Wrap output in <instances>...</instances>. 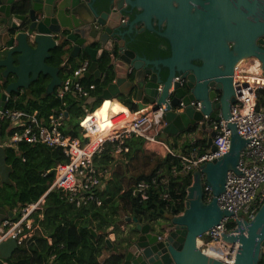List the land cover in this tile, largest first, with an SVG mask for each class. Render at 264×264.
<instances>
[{
	"label": "water",
	"instance_id": "1",
	"mask_svg": "<svg viewBox=\"0 0 264 264\" xmlns=\"http://www.w3.org/2000/svg\"><path fill=\"white\" fill-rule=\"evenodd\" d=\"M143 31L166 46L152 47V55L138 53L135 36ZM59 47L69 51L66 57L88 55L85 78L104 80L98 61L104 55L108 59L113 80L98 96L85 99L84 108L98 100L103 105L124 102L146 115L163 106L164 137L201 138L206 132L207 146L214 149L211 121L231 119L236 64L257 58L264 86V0H0V111L13 94L41 77H49L46 95L55 93L63 83V66L49 60ZM165 48L169 54L159 55ZM194 102L200 103L199 110ZM228 130L229 150L194 173L182 213L172 206L152 223L124 217L118 226L132 225L120 235L108 229L106 243L115 248L117 264H224L205 255L197 241L235 216L219 207L218 197L226 191L230 171L246 175L238 165L250 140L238 134L236 123H228ZM7 159V147L0 144V187L15 186ZM204 184L214 196L210 203L204 201ZM13 216L8 206H0V234L2 222ZM237 225L223 234L224 241L239 243L234 264H256L264 244V204L252 220H237ZM18 248L14 239L1 242V259H10Z\"/></svg>",
	"mask_w": 264,
	"mask_h": 264
},
{
	"label": "built area",
	"instance_id": "2",
	"mask_svg": "<svg viewBox=\"0 0 264 264\" xmlns=\"http://www.w3.org/2000/svg\"><path fill=\"white\" fill-rule=\"evenodd\" d=\"M89 66L88 60L82 62L72 76L66 78L56 89L57 98L64 100L68 94L80 100L91 97L96 85L84 86L81 82ZM262 77V65L257 58L250 57L236 64L233 79L235 103L231 105V119L211 121V127L216 132L213 138L214 149L209 146L204 148L193 142L189 150L180 157L179 163L172 165L170 170L171 177L187 176L199 170L202 165L222 158L229 150L228 123H236L238 134L245 140H250L241 153L238 165V170L246 175L230 171L226 179V191L218 197L219 207L228 208L235 215L231 217L235 226L228 227L230 217H226L221 225L215 226L197 241L198 248L205 255L224 264H234L238 245L237 242L224 241L223 234L236 231L237 220H252L264 204V107L258 105L259 92L264 91ZM193 105L197 110L201 107L198 102ZM164 116L165 108L162 106L155 112L138 114L128 120L112 117L103 126L91 121L85 124L83 120V128L89 137L83 144L79 139L63 134L61 127L66 119L64 112L45 120L37 112L28 113L7 107L0 111L1 122L8 123L13 130L3 143L4 146L17 148L18 144L27 143L41 144L52 149L61 148L68 159L56 166L53 184L36 202L22 206L18 211L14 210V217L2 222L4 232L0 234V243L14 239L20 247L41 230L44 204L52 190L61 191L66 201L76 208L90 203L101 206L97 193L105 188L112 169L97 168L94 158L103 152L107 143L114 145L113 154L117 160L123 155L128 139L138 137L144 141H156L166 126ZM156 186L162 188L159 198L171 202L169 179L161 178L160 175L151 178L149 182L140 181L136 193L145 200L149 190ZM203 190L204 201L210 203L214 197L211 188L204 184ZM0 264H4L1 256Z\"/></svg>",
	"mask_w": 264,
	"mask_h": 264
},
{
	"label": "trees",
	"instance_id": "3",
	"mask_svg": "<svg viewBox=\"0 0 264 264\" xmlns=\"http://www.w3.org/2000/svg\"><path fill=\"white\" fill-rule=\"evenodd\" d=\"M152 47L154 45L148 46L146 53L151 52ZM152 52L150 55L153 54ZM67 53V50L57 48L49 63L55 67L61 66ZM159 53L161 56H167L169 50ZM79 56L88 59L86 53ZM107 60L104 55L98 61L100 69L106 74L104 80L81 78L84 86L96 85L91 96H98L101 93V87H106L113 80V74L106 66ZM79 65L80 63L75 62L74 58H70V68L67 69L66 66L62 68L61 79L64 81L72 76ZM48 79L49 77H41L28 90L13 94L7 103V108L28 113L37 112L45 120L67 110L69 116L61 127L63 134L69 138H77L83 144L86 143L89 138L88 132L81 127L80 120L94 111L99 103L86 106L87 112H85L82 99L70 94L64 100L57 98L56 93L46 95ZM258 105L264 107L263 90L259 92ZM101 110L102 107L94 115L99 122L107 117L109 120L117 117L122 108L119 104L115 112L109 113L110 116L107 114L104 118ZM89 121L90 119H87L84 123ZM9 127L8 123L1 122L0 130L4 137L13 132L10 129L7 133ZM131 139L127 140L123 155L119 157L122 158L120 160L118 158V162L113 154L114 145L110 143H107L103 152L94 158L97 168L112 169L109 179L106 180L105 188L97 193L101 206L90 203L76 208L75 205L66 201L61 191L52 190L47 195L44 204L43 219L40 221L41 230L27 243L20 246L12 258L6 260L8 264H117L118 258L114 255L115 248L109 249L106 239L110 235L108 229L111 227L114 228L113 233L121 234L117 223L122 217L130 216L135 217L140 223H152L163 217V213L169 212L172 206L176 207L179 213L184 211L187 189L192 183L191 176L169 180L171 202H165L159 198L162 192L160 186L151 188L145 200L137 195L136 187L140 181L149 182L151 178L159 175L158 172L162 168L170 172L172 165L178 164L180 158L170 155L161 161L150 174H142L127 180L121 165L127 161L125 160L127 154H130ZM126 148H129L128 152ZM7 155V163L13 168L10 178L15 186L0 187V206L6 205L11 211H18L22 206L36 202L53 184L56 166L68 161L61 148L52 149L41 144L20 143L17 148L7 147ZM234 226L235 224H232L230 228ZM90 229H93L97 235L94 236ZM107 251L112 254L102 261L101 257Z\"/></svg>",
	"mask_w": 264,
	"mask_h": 264
},
{
	"label": "crops",
	"instance_id": "4",
	"mask_svg": "<svg viewBox=\"0 0 264 264\" xmlns=\"http://www.w3.org/2000/svg\"><path fill=\"white\" fill-rule=\"evenodd\" d=\"M83 53L84 52H82L80 54L83 55ZM70 58H74L75 62L80 63V64L82 62H84L85 60H88L90 62L89 57H88V59H86V58H82V56H79V55L77 57H70V56L66 57V56H64L63 63L61 64L63 66V68H64V66H66L67 69L70 68V66H69L70 65ZM90 79H95V78L90 77ZM48 82H49V79H48ZM22 92L23 91H21L20 93H22ZM95 103H97V104L99 103L98 106L95 108V110L88 113L85 118L80 120L81 121L80 125L82 128H83V124H84L83 120L90 119L91 122H94L98 126L106 125L110 121L109 119H107L108 118L107 117L106 119L102 120V122H99L98 119L96 117H94L95 113L98 110H100L101 107H103V101L98 100ZM95 103L85 105V108L83 106V108L85 109V112H87L86 106H90V105H93ZM119 104H120V108H122V111L118 114L117 117L115 116L114 119L128 120V119H132L133 117L138 115L137 108L134 105H129V104H126L124 102H121ZM65 111H67V110H65ZM101 112H102V110H101ZM113 112H115V109L111 110V111L109 110L107 112V114L113 113ZM68 116H69V114H68ZM109 116H110V114H109ZM104 117H106V116H103V118ZM0 133H1V131H0ZM6 138H7L6 136L3 138H0V144H3L6 140ZM207 138H208V133H206V132L203 133L201 138H197L195 136H190L188 134L185 136H178V137H174V136L164 137L161 134L160 137L156 141H144L141 138L133 137L131 139L132 147L130 150V154H127V156H126L127 158L125 159L127 161L123 165H121V168L123 169V170L122 169L121 170L123 173L125 172V174H126L125 176H126L127 180H130V178H134V177L140 176L142 174H144V175L150 174L153 170H155L157 168V166L160 164V162L163 161L168 156L172 155L174 157L180 158L182 155H184L189 150L191 143H193V142H195L196 144L199 143L203 146L204 145L207 146ZM128 151H129V148H126V152H128ZM121 158H119L118 160H120ZM118 160H116V161L118 162ZM178 163H179V161H178ZM158 173H159L161 178H166L169 180H172V178L176 179V178L182 177V176L171 177L170 172H168V170H166L165 168L160 169ZM194 173L191 175H187V176H191L192 183H193V179H194ZM184 177H186V176H184ZM192 183H191V185H192ZM169 186H170V182H169ZM170 189H171V187H170ZM187 194H188V189H187ZM184 205H185V203H184ZM168 214H169V212H166V215H168ZM124 228L125 227H123L122 229H124ZM115 235H117V232L115 233ZM111 254L112 253L109 251L105 252L101 257V260L104 261ZM14 255H15V253L13 254V256ZM3 263L8 264V262L6 260H3Z\"/></svg>",
	"mask_w": 264,
	"mask_h": 264
},
{
	"label": "flooded vegetation",
	"instance_id": "5",
	"mask_svg": "<svg viewBox=\"0 0 264 264\" xmlns=\"http://www.w3.org/2000/svg\"><path fill=\"white\" fill-rule=\"evenodd\" d=\"M202 1H206V0H202ZM127 20L128 18L126 19V21ZM135 37H136L135 38L136 42H135L134 48L138 53H146V51L148 50V46H153V45L154 46H160V45L166 46L165 40L161 39L160 37L156 36L154 33L149 32V31H143L141 33H138L137 36ZM162 51H168V49L165 48ZM256 264H264V244L260 248V253H259Z\"/></svg>",
	"mask_w": 264,
	"mask_h": 264
},
{
	"label": "bare ground",
	"instance_id": "6",
	"mask_svg": "<svg viewBox=\"0 0 264 264\" xmlns=\"http://www.w3.org/2000/svg\"><path fill=\"white\" fill-rule=\"evenodd\" d=\"M119 104L118 103H110L109 101L103 105L102 107V116H106L107 112L110 110H114V109H117V106ZM204 147V146H203ZM182 212V211H181ZM237 245H238V249H239V243L237 242ZM238 253V251H237ZM236 259V258H235Z\"/></svg>",
	"mask_w": 264,
	"mask_h": 264
},
{
	"label": "rangeland",
	"instance_id": "7",
	"mask_svg": "<svg viewBox=\"0 0 264 264\" xmlns=\"http://www.w3.org/2000/svg\"><path fill=\"white\" fill-rule=\"evenodd\" d=\"M8 131H10V127L7 129V133ZM124 217H122L120 220H122ZM234 222V219L233 218H229V224L227 225L228 227H230L231 225ZM130 225H132L131 223H126L124 224L119 230H120V233H122V231H125V229H130ZM123 227H125L124 229H122Z\"/></svg>",
	"mask_w": 264,
	"mask_h": 264
},
{
	"label": "clouds",
	"instance_id": "8",
	"mask_svg": "<svg viewBox=\"0 0 264 264\" xmlns=\"http://www.w3.org/2000/svg\"><path fill=\"white\" fill-rule=\"evenodd\" d=\"M3 260V259H2Z\"/></svg>",
	"mask_w": 264,
	"mask_h": 264
}]
</instances>
